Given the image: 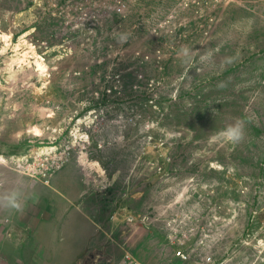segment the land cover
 Wrapping results in <instances>:
<instances>
[{
  "label": "rangeland",
  "instance_id": "1",
  "mask_svg": "<svg viewBox=\"0 0 264 264\" xmlns=\"http://www.w3.org/2000/svg\"><path fill=\"white\" fill-rule=\"evenodd\" d=\"M237 118L241 143L210 140ZM0 162L2 195L23 194L0 206L13 254L38 233L89 264L90 222L113 215L111 257L159 252L129 244L145 227L179 264H264V0H0ZM58 197L87 219L59 228ZM49 249L37 264H65Z\"/></svg>",
  "mask_w": 264,
  "mask_h": 264
},
{
  "label": "crops",
  "instance_id": "2",
  "mask_svg": "<svg viewBox=\"0 0 264 264\" xmlns=\"http://www.w3.org/2000/svg\"><path fill=\"white\" fill-rule=\"evenodd\" d=\"M3 165L2 162H0V196H2V191L6 189L7 185H9V183L11 184V180H12V173L10 171L5 170V172L3 171V169L1 168ZM26 192L27 189H25ZM78 198V197H77ZM58 199V201L61 199L60 197L56 198ZM77 200L76 198L73 199V201H71L70 199L68 200L69 202H65L68 203V207H66V204L63 206H61V201H59L58 203L60 204V207H64L63 208V212H61L60 214L57 215V220L58 222H61L58 224L59 228H62L63 226L66 227V225L69 224V222H71L72 220H76L75 216H73V213H76L79 217H81L82 219L84 218V220L87 219L88 214L86 211H84L81 207H77V206H72V204L70 202H77L75 201ZM70 205V206H69ZM72 207V208H71ZM74 208V210H73ZM69 211V212H68ZM2 207H0V223H2ZM73 216V217H72ZM87 216V217H86ZM96 219V218H95ZM93 220V219H92ZM89 221V220H88ZM118 221H123V219H121L118 216L113 217V215L111 217H109L104 223L103 222H97V220H93V223H91V232L88 231L87 237L85 238L84 243L82 244L84 247H86L87 249H90L93 255H90L89 257V264H116L118 262H122L124 261L126 258L124 257L126 255V252L129 253V251L126 249L127 246H123V245H118V246H122L123 248V256L121 258L117 257H111V253H113L112 250H110V255L108 254V249H107V241L110 240V238H107V236L105 234L101 235L100 234V230L99 228H101V225H105L106 227L110 226V225H118ZM44 223V222H43ZM48 223V225H50L51 227V223L54 222H46ZM126 223H131L128 220H126ZM13 225V224H12ZM1 226V224H0ZM54 231V230H51ZM141 231V234H139L140 236H145V233L147 231V229L145 227H136V229L134 230V233L130 236L131 239H129V244L132 246H136V247H140V246H144V247H151V245L154 243V245L159 244L160 245V250L159 252L154 251L153 256L150 257L151 255L149 254V252L147 251L144 258L143 256H141V254H138V264H179V261H183V258H178V252L177 249L170 244L168 245H164L161 244L163 243L162 240H147V237H145L142 241H144L143 245H140L139 242L140 237L138 235V233ZM143 232H145L144 234H142ZM41 239H34V241L31 243L30 240H20L18 239L16 241V243L18 244H22L25 247V252L23 254H21V252L19 251L17 254H13L11 252L8 251L7 246L4 244L3 240L1 239L2 236V231L0 230V264H37V260L34 258V247H43V248H51L49 249L47 252L44 253V251L41 253L42 256H40V258H43L44 256H47L49 254V257L52 256L51 259H54L58 256V253L61 254V257L65 258L66 257V262L65 264H72L75 262V259L77 258L78 260L80 259L82 250L81 248L79 250H77L76 252H65V250L57 248L54 249V246L57 245L58 242L55 243H51L49 242V240L46 239V235L45 236H41L40 234H36ZM143 236V237H144ZM107 239H106V238ZM44 238V239H43ZM172 236H170L169 239H167L168 241H172ZM112 243L114 242L111 239ZM6 242V241H5ZM41 242V243H40ZM65 242V241H64ZM139 242V243H138ZM62 243V241L60 242ZM156 243V244H155ZM100 245L103 246L104 249V254L103 253H99L97 254V250L96 247H99ZM116 246V247H118ZM131 246V247H132ZM10 249H15L14 247H10ZM120 251V249H118ZM136 251V249H134ZM14 251V250H13ZM102 251V250H101ZM122 253V252H120ZM125 253V254H124ZM39 254V253H38ZM40 255V254H39ZM136 260V259H135ZM183 264V263H182Z\"/></svg>",
  "mask_w": 264,
  "mask_h": 264
},
{
  "label": "clouds",
  "instance_id": "3",
  "mask_svg": "<svg viewBox=\"0 0 264 264\" xmlns=\"http://www.w3.org/2000/svg\"><path fill=\"white\" fill-rule=\"evenodd\" d=\"M115 38L119 43H126L130 38V34L117 33ZM177 55L179 58H181L182 62L187 63L193 58L194 53L188 47L182 46L178 50ZM210 57H211V53H206L202 55L200 59L201 61H206L210 59ZM245 136H246L245 123L243 120L237 118L234 123L227 125L226 128L212 135L210 137V140L214 142L221 141L227 144L236 145L241 143L245 139ZM22 195L23 194L18 190H12L10 192H7L2 196H0V206L7 209L22 211L23 210Z\"/></svg>",
  "mask_w": 264,
  "mask_h": 264
},
{
  "label": "built area",
  "instance_id": "4",
  "mask_svg": "<svg viewBox=\"0 0 264 264\" xmlns=\"http://www.w3.org/2000/svg\"><path fill=\"white\" fill-rule=\"evenodd\" d=\"M129 220L133 221L134 217L129 218ZM125 258L126 259L121 262L122 264H138L137 261L133 258V256H131L128 252H126Z\"/></svg>",
  "mask_w": 264,
  "mask_h": 264
},
{
  "label": "bare ground",
  "instance_id": "5",
  "mask_svg": "<svg viewBox=\"0 0 264 264\" xmlns=\"http://www.w3.org/2000/svg\"><path fill=\"white\" fill-rule=\"evenodd\" d=\"M224 17H225V15H224ZM222 19H223V18H222ZM249 20H250V19H249ZM249 20H248V21H249ZM213 21H214V20H213ZM244 24H245V23H244ZM230 25H231V24H230ZM236 30H237V29H236ZM4 49H5V48H4ZM4 49H3V50H4ZM216 54H217V53H216ZM20 61H21V60H20ZM41 61H42V60H41ZM30 63H31V62H30ZM30 63H29V64H30ZM38 63H39V62H38ZM27 64H28V63H27ZM39 66H40V67H45L44 64H43L42 62L39 63ZM33 67H34V66H33ZM37 67H38V66H37ZM31 68H32V67H31ZM44 69H45V68H44ZM33 70H34V69H33ZM36 71H37V70H36ZM37 72H38V71H37ZM45 72H46V71H45ZM12 73H13V72H12ZM12 73H11V74H12ZM42 74H43V72H42ZM38 75H39V74H38ZM230 119H231V118H230ZM89 164H90V163H89ZM98 164H99V163H98L97 161H92V163L90 164V167L96 168V167L98 166ZM103 171H104V170H103ZM68 190H69V189H68ZM213 193H214V192H213ZM215 193H216V192H215ZM215 193H214V194H215ZM217 196H218V195H217ZM161 239H162V238H161ZM115 243H116V242H115ZM116 244H117V243H116Z\"/></svg>",
  "mask_w": 264,
  "mask_h": 264
}]
</instances>
